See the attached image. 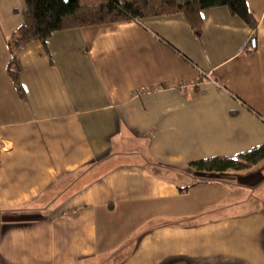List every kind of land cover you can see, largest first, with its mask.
I'll use <instances>...</instances> for the list:
<instances>
[{"label":"crops","instance_id":"obj_1","mask_svg":"<svg viewBox=\"0 0 264 264\" xmlns=\"http://www.w3.org/2000/svg\"><path fill=\"white\" fill-rule=\"evenodd\" d=\"M247 2L255 38L226 6L200 38L181 12L56 31L17 52L21 97L26 1L0 0V264H264V159L190 166L264 144Z\"/></svg>","mask_w":264,"mask_h":264},{"label":"trees","instance_id":"obj_2","mask_svg":"<svg viewBox=\"0 0 264 264\" xmlns=\"http://www.w3.org/2000/svg\"><path fill=\"white\" fill-rule=\"evenodd\" d=\"M23 22L7 41L10 60L7 71L18 94L25 96L21 81L23 67L17 52L34 41L47 45L56 31L79 29L105 23L141 20L145 17L181 12L195 36L202 35L201 12L207 8L226 6L253 30L256 37L258 20L247 0H104L86 3L81 0H25ZM249 51V50H248ZM264 159V144L234 157H212L190 163L199 171L224 172L250 168Z\"/></svg>","mask_w":264,"mask_h":264},{"label":"water","instance_id":"obj_3","mask_svg":"<svg viewBox=\"0 0 264 264\" xmlns=\"http://www.w3.org/2000/svg\"><path fill=\"white\" fill-rule=\"evenodd\" d=\"M253 45H255V39H253Z\"/></svg>","mask_w":264,"mask_h":264},{"label":"rangeland","instance_id":"obj_4","mask_svg":"<svg viewBox=\"0 0 264 264\" xmlns=\"http://www.w3.org/2000/svg\"><path fill=\"white\" fill-rule=\"evenodd\" d=\"M206 213V212H205Z\"/></svg>","mask_w":264,"mask_h":264}]
</instances>
